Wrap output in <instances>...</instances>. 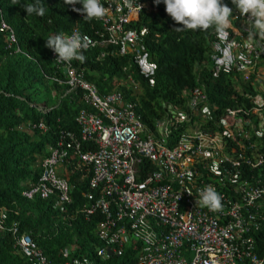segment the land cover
I'll return each mask as SVG.
<instances>
[{
    "label": "built area",
    "instance_id": "built-area-1",
    "mask_svg": "<svg viewBox=\"0 0 264 264\" xmlns=\"http://www.w3.org/2000/svg\"><path fill=\"white\" fill-rule=\"evenodd\" d=\"M101 2L106 15L94 19L92 32L72 30L81 35L82 50L101 47L100 57L107 51L129 56L153 85L149 30L137 25L153 9V0H132L131 7L125 0ZM228 6L235 31L229 30L227 39L216 33L208 67L213 78L231 76L250 105L220 109L207 87L197 85L183 90L182 104L165 102L163 115L148 127L135 101L120 90L100 92L85 78L84 68L74 60L56 61L51 51L56 68L51 79L65 88L60 98L70 94L85 106L75 117L78 132H62L48 146L36 161L38 179L28 182L23 195L55 196L64 210L73 202L68 168L81 171L80 180L89 178L85 196L90 199L82 212L103 218L97 235L106 246L99 256L121 255L135 240L141 244L135 264H264V246L255 237L264 230V155L256 141L264 137V38L249 40L247 14ZM1 30H9L10 43L16 42L5 22ZM127 86L139 91L131 77ZM34 126L46 129L43 123ZM206 186L220 194L219 209L196 204ZM4 218L1 210V230ZM13 230L18 232V224ZM15 243L32 264H53L30 234L16 235Z\"/></svg>",
    "mask_w": 264,
    "mask_h": 264
},
{
    "label": "trees",
    "instance_id": "trees-1",
    "mask_svg": "<svg viewBox=\"0 0 264 264\" xmlns=\"http://www.w3.org/2000/svg\"><path fill=\"white\" fill-rule=\"evenodd\" d=\"M31 2L0 0V23L4 20L17 38V44L10 45L9 31L0 30V211L5 214V229H0V264H32L15 243V236L21 233L30 234L53 264H135L141 251L138 242L126 244L121 255H98V250L106 246L97 235L103 218L100 213L86 217L82 212L90 203L85 196L89 178L80 180L82 172L78 169L69 168L66 174L74 189L73 202L64 210L57 206L55 196L28 199L23 195L28 182L38 179L36 161L45 156L48 146L62 132H78L75 117L85 106L70 94L60 98L65 88L51 79L56 68L45 40L55 34H69L77 26L92 32L95 23L94 19H83L64 0H44L42 17L26 15L20 5ZM224 3L232 4L231 0ZM137 25L149 29L146 48L156 64L153 85L129 56L107 51L100 57L101 47L82 50L85 61L73 63L84 68L85 78L100 92L120 90L127 99L135 101L137 112L148 127L153 128L163 115L165 102L182 104L183 90L197 85L207 87L220 109L250 105L231 76L222 74L216 79L209 70L208 60L217 32H177L179 25L166 14L163 3L154 4L153 11L141 16ZM130 77L139 86L137 93L127 86ZM42 95L49 100H42ZM41 103L50 109L40 110ZM39 123L46 129L34 126ZM256 141L258 151L264 155V137ZM261 172L264 174V168ZM15 224L17 233L13 230ZM255 237L264 246V230Z\"/></svg>",
    "mask_w": 264,
    "mask_h": 264
},
{
    "label": "clouds",
    "instance_id": "clouds-1",
    "mask_svg": "<svg viewBox=\"0 0 264 264\" xmlns=\"http://www.w3.org/2000/svg\"><path fill=\"white\" fill-rule=\"evenodd\" d=\"M125 2L129 7L132 6V0H125ZM64 3L72 6L81 5L80 8L74 7L73 10L81 13L85 20L101 19L106 15V7L101 0H64ZM153 3H163L166 14L179 25L175 28L177 32L212 29L227 39L229 30L235 31L232 8L225 4L224 0H153L152 7L154 9ZM231 3L238 9L241 16L247 14L246 23L249 40L264 38V0H231ZM44 4V0H32L31 3L21 4L20 7L26 12V15L35 14L42 17L45 13ZM145 13L150 12L145 11L142 16ZM2 22L5 21H1L0 30ZM13 44H17V38L15 43H10V45ZM45 47L56 54V61L58 62L66 64L73 60L84 62L86 58L82 51L84 47L82 37L78 32L51 35L45 40ZM224 54L228 55L227 49ZM39 106L46 105L39 104ZM46 107L50 109L49 106ZM197 203L209 210H217L221 207V196L213 187L206 186L198 193Z\"/></svg>",
    "mask_w": 264,
    "mask_h": 264
},
{
    "label": "rangeland",
    "instance_id": "rangeland-1",
    "mask_svg": "<svg viewBox=\"0 0 264 264\" xmlns=\"http://www.w3.org/2000/svg\"><path fill=\"white\" fill-rule=\"evenodd\" d=\"M262 66H264V61H263V65H262ZM42 96H43V98H44V99H42V100H45V101H48V100H49L47 95H42ZM52 100H53V98H52ZM53 101H54V100H53ZM41 104H43V103H41ZM43 105H45V104H43ZM135 242H137V241L132 240V241L130 242V244H134ZM190 255H191V253H190Z\"/></svg>",
    "mask_w": 264,
    "mask_h": 264
}]
</instances>
